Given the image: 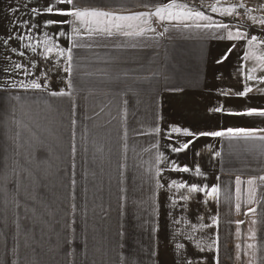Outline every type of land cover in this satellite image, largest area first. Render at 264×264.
<instances>
[{"label": "crops", "instance_id": "crops-1", "mask_svg": "<svg viewBox=\"0 0 264 264\" xmlns=\"http://www.w3.org/2000/svg\"><path fill=\"white\" fill-rule=\"evenodd\" d=\"M45 2L0 0V37L13 27L11 21L28 19L30 8ZM79 2L82 8H104L121 15L154 13L156 7L174 3L178 7L172 11L178 15L201 11L212 22L224 23L228 28H197L195 25L209 21L188 15L163 21L149 16L144 18L147 23L122 22L133 25L129 30L155 29L141 36H89L78 23L77 35L65 25L63 30L68 35L57 42L67 48L71 36L78 45L73 50L71 77L63 72L65 65L55 54L51 62L34 57L38 63L34 76L25 77L23 71L18 75L4 71L10 62L28 66L26 57L32 53L20 43L35 45L45 38V32L55 36L60 29L41 27L32 33L22 32L32 35V41L13 40L8 48L0 43V83L5 79L30 83L47 64L51 69L50 88L70 94L51 97L43 91L13 89L11 94L21 97L16 101L0 89V185L5 174L11 177L13 161L40 175L33 164L25 161V147L17 148L40 141L43 148L37 155L48 161L50 172L46 178L41 177L47 187L40 189V195L51 210L49 215L36 205V215L31 221H20L23 227L17 235L15 221L18 214L23 216V207L17 209L10 202L11 196L0 192V264H178V251L184 250H176L175 243L186 244L188 252L195 253L194 258L204 257L208 264H216L217 260L219 264H264V183L258 179L264 175V141L201 137L180 154L171 153L168 147L190 139L178 133H172L169 139L173 126L191 130L264 128V117L209 112V108L221 104L232 110L264 109V26L259 23L260 17L252 14L253 8L259 14L264 12V0ZM238 4L245 7H236ZM25 5L29 6L27 11ZM13 7H19L20 12L13 14ZM226 8L232 11L225 12ZM47 18L36 17L41 22ZM237 28L247 37L228 40V32L234 34ZM214 33L224 39L214 38ZM253 35L257 40L249 45L248 39ZM233 44L236 46L229 58L217 64L216 60ZM12 47L18 51L12 53ZM38 51H43V47ZM19 52L26 56L20 57ZM249 74L253 80L246 79ZM69 78L73 80L72 88L66 86ZM245 83L253 89L246 97L217 95L220 89L241 91ZM73 119L77 122L75 128ZM157 127L159 132L154 131ZM197 151L199 156L195 155ZM213 151L221 155L213 159ZM161 154L164 158L156 162ZM173 161L180 167L188 165L191 171H172ZM196 164L200 165L202 176H196ZM158 170L161 175H157ZM253 178L256 196L249 203L247 181ZM173 179L209 189L215 186L219 193L212 198L204 192L189 194L187 188L169 190L167 185ZM29 183L21 177L22 203ZM181 194L190 195V199L182 200ZM27 203L32 206L31 201ZM249 208H254L255 213L248 212ZM173 217L180 223L174 224ZM26 229H31L27 237ZM173 232L177 233L175 243ZM66 238L73 243L64 245ZM249 244L253 247L249 248Z\"/></svg>", "mask_w": 264, "mask_h": 264}, {"label": "snow or ice", "instance_id": "snow-or-ice-1", "mask_svg": "<svg viewBox=\"0 0 264 264\" xmlns=\"http://www.w3.org/2000/svg\"><path fill=\"white\" fill-rule=\"evenodd\" d=\"M146 6V5H145ZM25 10L29 8L28 5H25ZM178 7V5L174 3H168L163 4L162 6L156 7L155 12H138L133 13L131 15H121L118 12L115 11H109L105 10L104 8H98V7H91V8H82L80 6L79 0H46L45 4L43 5H37L32 6L30 8L31 15L28 19H16L11 21L13 27L8 29L6 34H4L3 37H0V43H2L6 48L10 45V43L13 40H16L18 43L24 41L27 39L28 41H32L33 36L32 35H25L21 34L22 32L26 33H32L34 31H37L39 28L43 27L45 29H60L59 31H56L55 36H50L48 32H45L44 36L45 38L41 41H39L37 44L33 45L32 43H29L27 45H24L20 43V47L25 48L26 50H30L32 53V56H27L28 60V66L22 64V63H9V67H7L4 71L7 72L9 75L16 74L18 75L20 71H23V74L25 77L34 76L36 71L38 70V63L34 57L40 58L41 61H47L51 62L53 54H55V58L58 61H62L64 63L63 72L71 77L73 74V65H74V48H76L78 45L71 40V36L68 37V47H62L57 42L60 37H65L68 35L66 31H64V26L68 25L71 26L72 32L75 34H79V27H76L77 23L80 27H83L87 34L89 36H92L94 34L100 35V36H107L109 38L113 37L116 34L123 35V36H141L145 33V31H155V29H145V28H139V30H129L133 28L132 24H125L122 22L126 21H135V20H141L142 23H147V18L149 16H156L159 18V20L163 21L165 19L168 20H174L179 19V15H188V16H196L200 17L204 20H208L209 23L200 25L197 24L195 27L197 28H203V29H227L228 25L220 22H212L209 17L204 16V14L201 11L196 12H188V13H180L179 15L174 13L172 10L174 8ZM236 7L244 8L245 6L243 4H238ZM213 12L217 11L216 7L212 8ZM225 12H231V8L224 9ZM11 12L13 14H16L20 12L19 7H13L11 8ZM165 13H167V16H165ZM39 16H48L49 18L44 19L42 22L38 21L36 17ZM52 17H61L63 19H54ZM262 26H264V20H261L259 22ZM185 27H188L185 25ZM115 30V31H114ZM165 31H168V29H165ZM163 35V33H161ZM214 38L218 39H224L223 36H216L215 33L213 34ZM247 37L246 32H241L239 28H237V31L233 34L231 31L227 34L228 40H242ZM257 40V37L255 35L251 36L250 39H248V44L251 45L254 41ZM235 44H233L231 47L227 48V51H225L219 59L216 60L217 64H223L230 56L231 52L235 48ZM43 47V51H38L39 48ZM10 51L12 53H16L18 51L17 48L12 47L10 48ZM20 57H25V52H19ZM264 59V58H262ZM57 69V75H59V65L56 66ZM51 71V69L45 64L43 70H40V75L35 76L34 79L31 80L30 83L25 82V80H9L5 79L2 83H0V89L3 91L9 92V99L10 100H16L20 101L21 97L19 95H13L11 94V90L13 89H23L25 92H28L30 90L32 91H43L48 96L51 97H63L66 95H70L69 93L65 92L64 89H60L59 91H54L50 88L49 85V76L48 73ZM254 71V70H253ZM247 80H253L254 77L249 74L246 77ZM264 80V77L261 78ZM62 83L65 81L62 79ZM66 86L68 88H72L73 80L71 78L67 79ZM176 89H173L175 91ZM253 89L251 86H249L247 83H245L243 90L241 91H234L232 89H220L217 92V95L224 96L225 98L230 97H246L248 93L252 92ZM210 113H219L223 115H229V116H259L264 117V109L254 108V107H248L244 110H232V109H226L223 104L215 107L209 108ZM73 115H75V111H73ZM76 120H72L73 128H75ZM19 125V122H17ZM155 132H159L160 129L157 127L154 129ZM172 133H178L181 134L183 137L190 138L186 139L184 141L179 142V146H173L169 145L170 152L173 154H180L182 152L187 151L192 145L195 144L197 140H199L201 137H211V138H218L220 140L227 139L229 141L232 140H242V141H248V140H261L264 141V128H250V127H227V128H219L217 130H191L187 127L181 128L179 126H173L171 128V131L168 133V138L171 139ZM257 133H261L262 135H257ZM17 138L19 137V133L16 134ZM73 140H75V132H73ZM25 147V161L29 164H33L38 172H40V175L37 176L36 173L33 172L31 168L24 167L20 165L19 161H13L15 164V167L11 169V177L7 174H5L3 183L0 185V192L3 193L5 197L11 196V203L17 208L23 207L24 214L23 216L17 215V220L15 221V227L17 235L20 234L21 229L23 225L20 223L21 220H27L31 221L32 218L36 215V205H40L47 214L51 215V210L49 208V205L47 202L41 197L40 195V189L42 187H47L46 185L41 183V177L46 178L50 172L47 167L48 161L44 158H41L37 155V153L43 148V143L40 141H37L36 145H33L31 142L27 145H17V148ZM71 151L73 154V157L76 153V145L75 143L72 144ZM20 153L17 152V155ZM201 153L196 152L195 155L199 156ZM211 157L214 159L215 157H219L221 153L219 151H213L210 152ZM163 155H159L156 157V162H160L163 159ZM173 167L172 171L176 172H182V173H189L191 171V168L188 165H184L183 167H180L176 161H173ZM73 169L75 168V163L72 164ZM195 174L197 177L202 176L203 173L201 172V168L199 164L195 165ZM157 175H161L160 171H157ZM23 176L24 179L28 180L30 183L28 187L25 188V202L22 203L19 199V192H20V180ZM74 177V174H73ZM259 181L264 183V175H261L258 177ZM255 180L256 178L249 179L247 181V184L250 186L249 189V203L252 202L253 198L256 196V188H255ZM237 184H239L240 178L237 177L236 180ZM71 183L73 187H75L76 180L73 178L71 180ZM158 186L163 188V184H159ZM168 189L171 190L173 187L179 191L180 189L187 188V192L189 194L191 193H200L204 192L206 196L215 198L217 197L219 193V189L215 186L211 187L210 189L207 187H198L196 183H192L188 185L186 182H177V180L173 179L171 183L167 185ZM74 199V197H73ZM181 199L184 201H188L190 199V195H183L181 194ZM27 201H31L32 206L29 207ZM173 204H175V201H173ZM75 204H73V209H75ZM237 210H239V205L236 206ZM254 208H249L248 212L255 213ZM171 215V213H169ZM247 215V213H245ZM202 219V217H201ZM215 218H213V223H215ZM173 223L179 224L180 221L176 220L175 217H173ZM238 223H242V221H238ZM255 223V221H253ZM193 230H195L196 225H192ZM31 231V229H26L24 232V235L27 237L28 233ZM177 233L173 232L172 236V242L175 243V237ZM191 237H188V240L191 241ZM27 245V240L25 241ZM64 245H70L73 243L72 239H65L63 241ZM249 248H252L253 245L249 244ZM176 250L183 249V252L178 251L177 255V262L178 264H208L206 258L200 257V258H194L195 253H189L187 249L186 244L182 243H175ZM197 248L200 252H203V247L200 246L199 242H197ZM211 249H209L210 251ZM71 255V253H68ZM153 256L156 255L155 252L152 253ZM126 264V262H125ZM216 264H219V261L217 260Z\"/></svg>", "mask_w": 264, "mask_h": 264}, {"label": "rangeland", "instance_id": "rangeland-1", "mask_svg": "<svg viewBox=\"0 0 264 264\" xmlns=\"http://www.w3.org/2000/svg\"><path fill=\"white\" fill-rule=\"evenodd\" d=\"M252 14L253 15H257L258 17H260L261 20H264V12H261L260 14L253 8L252 9ZM253 23V22H252Z\"/></svg>", "mask_w": 264, "mask_h": 264}]
</instances>
